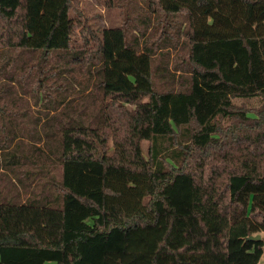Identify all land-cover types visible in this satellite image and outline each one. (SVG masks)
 <instances>
[{
  "label": "trees",
  "instance_id": "obj_1",
  "mask_svg": "<svg viewBox=\"0 0 264 264\" xmlns=\"http://www.w3.org/2000/svg\"><path fill=\"white\" fill-rule=\"evenodd\" d=\"M104 4L0 0V264H260L264 0Z\"/></svg>",
  "mask_w": 264,
  "mask_h": 264
},
{
  "label": "rangeland",
  "instance_id": "obj_2",
  "mask_svg": "<svg viewBox=\"0 0 264 264\" xmlns=\"http://www.w3.org/2000/svg\"><path fill=\"white\" fill-rule=\"evenodd\" d=\"M141 2L142 0H136ZM76 8L78 11V18L80 22L84 25L91 27L92 29H97L100 26L108 25H120L123 23L125 18L123 12L119 5H114L107 7L104 4V0H76ZM131 16V15H130ZM80 23V25H81ZM80 25L76 29V33H81ZM127 26L130 27L131 23H127ZM167 85V84H166ZM160 84V86H166ZM30 107L33 106V101L30 98H27ZM233 102L236 105H242L249 110L257 108L261 103V98L259 96L248 97V98H234ZM34 108V106L32 107ZM250 116L253 115L251 111ZM143 148L146 147V141L143 142ZM9 176V174H8ZM1 178V177H0ZM262 237H264V231L261 232ZM261 264H264V255L261 258Z\"/></svg>",
  "mask_w": 264,
  "mask_h": 264
},
{
  "label": "water",
  "instance_id": "obj_3",
  "mask_svg": "<svg viewBox=\"0 0 264 264\" xmlns=\"http://www.w3.org/2000/svg\"><path fill=\"white\" fill-rule=\"evenodd\" d=\"M260 237H261L260 234H256V235H251L249 238L259 239Z\"/></svg>",
  "mask_w": 264,
  "mask_h": 264
},
{
  "label": "crops",
  "instance_id": "obj_4",
  "mask_svg": "<svg viewBox=\"0 0 264 264\" xmlns=\"http://www.w3.org/2000/svg\"><path fill=\"white\" fill-rule=\"evenodd\" d=\"M260 236H262V235L260 234ZM263 255H264V254H263ZM263 255H262V257H263ZM262 257H261V258H262ZM260 264H261V260H260Z\"/></svg>",
  "mask_w": 264,
  "mask_h": 264
}]
</instances>
